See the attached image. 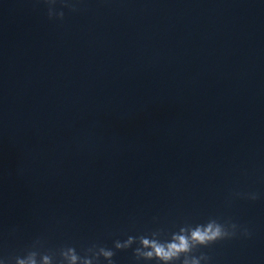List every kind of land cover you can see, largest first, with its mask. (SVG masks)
<instances>
[{"label": "water", "instance_id": "95a60500", "mask_svg": "<svg viewBox=\"0 0 264 264\" xmlns=\"http://www.w3.org/2000/svg\"><path fill=\"white\" fill-rule=\"evenodd\" d=\"M70 2L0 0V257L230 218L195 255L264 264V0Z\"/></svg>", "mask_w": 264, "mask_h": 264}, {"label": "clouds", "instance_id": "9594fccd", "mask_svg": "<svg viewBox=\"0 0 264 264\" xmlns=\"http://www.w3.org/2000/svg\"><path fill=\"white\" fill-rule=\"evenodd\" d=\"M49 5V18H64V11L57 12L54 5L57 0H44ZM64 7L73 11L77 10L76 5L70 0H61ZM236 195H246L251 200L260 198L256 192ZM242 229V231H241ZM238 231L244 236H251L247 227L241 226L230 218L221 221L217 218H210L206 223L186 224L180 227L179 231L172 232L170 238L165 235L163 229L154 230L150 235L141 234L139 236L129 235L126 240H115L114 247L109 248L107 245L93 244L85 250V255H80L74 246H65L60 249V259L58 264H100L101 257L107 261V264H115L113 259L116 250H126L136 244L133 249L134 257L137 261H152L157 264H202V261L208 262L211 257L201 252L195 253L201 247H209L218 241L232 239L237 236ZM164 237V238H162ZM40 244L37 240L31 248L27 249L23 255L3 256L0 257V264H54L55 253H41L36 246ZM90 254V255H89ZM38 257L41 259L38 261Z\"/></svg>", "mask_w": 264, "mask_h": 264}]
</instances>
